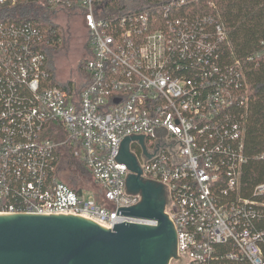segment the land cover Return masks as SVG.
Masks as SVG:
<instances>
[{"label": "built area", "instance_id": "obj_1", "mask_svg": "<svg viewBox=\"0 0 264 264\" xmlns=\"http://www.w3.org/2000/svg\"><path fill=\"white\" fill-rule=\"evenodd\" d=\"M32 4L80 16L91 49L81 90L55 82L46 50L62 44L61 27L27 19ZM217 10L213 0L122 11L107 0H0V214L157 226L118 215L141 194L129 195L133 172L117 155L143 136L151 158L139 139L130 154L141 178L170 189L178 212L165 214L184 264H264V184L241 194L249 84ZM70 160L93 191L64 180Z\"/></svg>", "mask_w": 264, "mask_h": 264}, {"label": "water", "instance_id": "obj_2", "mask_svg": "<svg viewBox=\"0 0 264 264\" xmlns=\"http://www.w3.org/2000/svg\"><path fill=\"white\" fill-rule=\"evenodd\" d=\"M119 102V101H117ZM126 138L117 155L133 174L127 175L128 193L141 194L138 202L119 216L157 220V226L122 223L108 230L89 219L74 215L0 214V264H184L178 257L177 234L165 214L178 212L170 189L141 178ZM143 157L151 158L143 147ZM136 173V174H135Z\"/></svg>", "mask_w": 264, "mask_h": 264}, {"label": "trees", "instance_id": "obj_3", "mask_svg": "<svg viewBox=\"0 0 264 264\" xmlns=\"http://www.w3.org/2000/svg\"><path fill=\"white\" fill-rule=\"evenodd\" d=\"M213 1L216 3L219 16L227 29L235 56L243 65L249 84L250 99L245 138V154L248 162L243 170L241 194L245 198H253L254 188L264 184V0ZM107 6L116 7L121 11L125 9L122 7L121 0H107ZM22 8L23 5H18L10 10L13 19L18 17V10ZM24 11L28 12L29 10L25 9ZM24 11L23 14H29ZM45 25L49 26V23L46 21ZM55 29L56 36L63 38L64 31L58 27ZM61 45L58 44L55 49L60 50ZM225 58H227V54ZM85 62L86 60L82 64L83 67ZM69 164L76 168L73 171L72 179H87L90 182V187L94 188L91 180L84 175L83 168L85 167L83 165L71 160ZM261 200L264 201V196Z\"/></svg>", "mask_w": 264, "mask_h": 264}, {"label": "rangeland", "instance_id": "obj_4", "mask_svg": "<svg viewBox=\"0 0 264 264\" xmlns=\"http://www.w3.org/2000/svg\"><path fill=\"white\" fill-rule=\"evenodd\" d=\"M143 1L121 0V3L122 7L134 10L143 4ZM28 10L30 13L25 16L27 19L37 20L43 24L49 20L51 24H58L63 29L64 36L61 49L56 50L50 47L46 50L49 56V69L53 72L57 84L81 90L85 86L87 78L82 64L91 56V49L87 47L88 32L80 25V16L76 11L55 12L41 6V4H32ZM75 169L67 164L66 172L62 174L64 180L74 188L81 187L93 191L94 188L90 187V182L87 179L76 180V178H71ZM83 169L85 170V177L91 179V173L86 168Z\"/></svg>", "mask_w": 264, "mask_h": 264}, {"label": "flooded vegetation", "instance_id": "obj_5", "mask_svg": "<svg viewBox=\"0 0 264 264\" xmlns=\"http://www.w3.org/2000/svg\"><path fill=\"white\" fill-rule=\"evenodd\" d=\"M87 41H88V37H87ZM88 43V42H87Z\"/></svg>", "mask_w": 264, "mask_h": 264}]
</instances>
